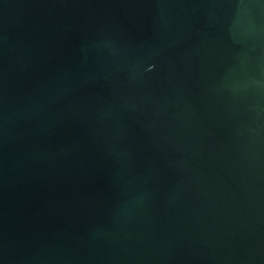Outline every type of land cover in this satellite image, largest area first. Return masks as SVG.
<instances>
[{
  "label": "water",
  "instance_id": "obj_1",
  "mask_svg": "<svg viewBox=\"0 0 264 264\" xmlns=\"http://www.w3.org/2000/svg\"><path fill=\"white\" fill-rule=\"evenodd\" d=\"M0 264H264V0H0Z\"/></svg>",
  "mask_w": 264,
  "mask_h": 264
}]
</instances>
